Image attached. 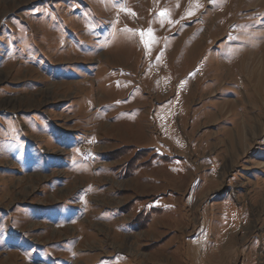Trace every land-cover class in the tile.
I'll use <instances>...</instances> for the list:
<instances>
[{
	"label": "rangeland",
	"instance_id": "obj_1",
	"mask_svg": "<svg viewBox=\"0 0 264 264\" xmlns=\"http://www.w3.org/2000/svg\"><path fill=\"white\" fill-rule=\"evenodd\" d=\"M251 241L263 263L264 0H0V264Z\"/></svg>",
	"mask_w": 264,
	"mask_h": 264
},
{
	"label": "crops",
	"instance_id": "obj_2",
	"mask_svg": "<svg viewBox=\"0 0 264 264\" xmlns=\"http://www.w3.org/2000/svg\"><path fill=\"white\" fill-rule=\"evenodd\" d=\"M255 243H253V241H251V243H247V244H242L241 243L240 246H238L239 244H236V245L234 244V247H233L234 248V255L232 256L233 257L232 260L230 262H228L229 260L224 259L222 262H220V264H233L234 263L233 261L237 260L238 257L234 258V256L237 255L236 254V247H237V249H241V251L243 253V256H244V257L243 256H241V257L244 258L243 262H245V264H262L261 261L263 259H259V256H262L261 255L262 244L260 246H255ZM258 243H260V242H258ZM244 245H245V247L247 246L248 249L247 248H243ZM238 247H241V248H238ZM228 249H229L228 247L225 248V253L223 254V256L227 255ZM231 254H233V253H231ZM253 259L255 260V262H254Z\"/></svg>",
	"mask_w": 264,
	"mask_h": 264
},
{
	"label": "snow or ice",
	"instance_id": "obj_3",
	"mask_svg": "<svg viewBox=\"0 0 264 264\" xmlns=\"http://www.w3.org/2000/svg\"><path fill=\"white\" fill-rule=\"evenodd\" d=\"M162 15H164L162 13ZM144 35H148V36H151V31L149 30L147 33H141V36L143 37ZM146 46H147V43H146Z\"/></svg>",
	"mask_w": 264,
	"mask_h": 264
},
{
	"label": "built area",
	"instance_id": "obj_4",
	"mask_svg": "<svg viewBox=\"0 0 264 264\" xmlns=\"http://www.w3.org/2000/svg\"><path fill=\"white\" fill-rule=\"evenodd\" d=\"M242 264H245V263H242ZM262 264H264V262Z\"/></svg>",
	"mask_w": 264,
	"mask_h": 264
}]
</instances>
